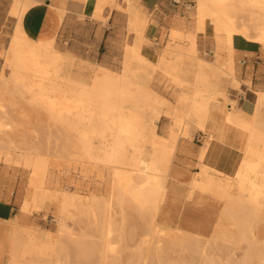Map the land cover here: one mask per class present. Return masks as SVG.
Masks as SVG:
<instances>
[{"label":"bare ground","instance_id":"obj_1","mask_svg":"<svg viewBox=\"0 0 264 264\" xmlns=\"http://www.w3.org/2000/svg\"><path fill=\"white\" fill-rule=\"evenodd\" d=\"M58 1L52 32L67 14V0ZM89 1L93 23L104 26L114 10L124 16L121 36L110 41L117 64L79 60L83 26L64 51L54 33L28 38L21 20L38 1L10 0L13 26L0 53V163L26 178L18 214L0 221V264H264V90L254 92L251 112L228 94L241 85L233 38L264 50V0H192L153 43L138 0ZM208 32L209 60L198 49ZM84 66L93 77L80 74ZM32 113L45 124L32 131L38 142L24 129L15 139ZM161 122L164 137L156 133ZM196 132L206 136L198 172L181 192L174 155L190 153ZM213 140L241 153L234 175L202 166ZM52 153L112 171L105 199L60 193L54 236L25 223L56 198ZM201 197L223 205L215 223L176 224L169 208Z\"/></svg>","mask_w":264,"mask_h":264},{"label":"rangeland","instance_id":"obj_2","mask_svg":"<svg viewBox=\"0 0 264 264\" xmlns=\"http://www.w3.org/2000/svg\"><path fill=\"white\" fill-rule=\"evenodd\" d=\"M10 4V0H0V53L4 51L7 46L9 35L13 26V19L8 18L7 8ZM191 4V3H190ZM188 4V5H190ZM149 15L150 26L148 27L149 40L153 43L154 39L159 40L168 32L169 25L158 23L154 15ZM65 29L59 33L56 40L58 49L64 51L75 40V28L83 26L84 31L79 36V48L78 57L79 60H91L92 63H99L104 57L117 61L111 57V43L113 38H119L121 36V28L123 24H119L117 27L112 26V23L106 22L103 29L99 23H94L89 19L88 15L82 14H67L65 20ZM210 33L207 36L198 40V49L201 57L209 60L210 56H204L211 51V40L209 39ZM240 40V38H239ZM242 40V39H241ZM264 51V50H263ZM243 62V61H242ZM236 65L240 66L239 61H236ZM1 66V60H0ZM87 69L86 66L80 71V74L85 78L93 77L94 73ZM250 85V83H248ZM160 92L162 90L161 85L158 88ZM229 98H232V92L229 91ZM21 109H15L12 114L18 117ZM37 114L32 113L27 122L22 124V128L19 132L14 134L15 139H18L24 130L30 133V141L38 142L33 139V130H39V127H45V124L38 123ZM168 123L161 122L158 126L156 133L159 136H165L166 127ZM41 130V129H40ZM45 130V129H44ZM44 130L40 132H44ZM199 132H196L193 136L191 143L195 146L199 145L200 136ZM175 161V159H174ZM50 173H51V185L50 189L54 192L56 198L51 203L46 204L43 211L39 213H32L25 219L27 225H34L38 230L47 231L53 236L58 231V226L55 221L57 214L58 200L60 199V193L77 194L80 197L87 198L94 196L96 198H107L111 190V170L95 165L80 163L73 158H66L61 153H52L49 158ZM26 178V174L12 163H0V193L8 196V200L0 199L2 201L10 202L13 207V214L16 216L19 211L21 191L23 183ZM223 205L217 203L215 205V213L213 216L217 219V214ZM216 221V220H215ZM215 221L208 222V225H213ZM211 223V224H210ZM74 231H79L77 225L69 224ZM264 228V224H260V229ZM165 255L170 258H176L177 255L166 252Z\"/></svg>","mask_w":264,"mask_h":264},{"label":"crops","instance_id":"obj_3","mask_svg":"<svg viewBox=\"0 0 264 264\" xmlns=\"http://www.w3.org/2000/svg\"><path fill=\"white\" fill-rule=\"evenodd\" d=\"M36 1L38 3L32 6L21 20V29L28 38L33 40H39L44 35L51 37L53 33L55 34V40H57L59 33L62 29H65L64 24L67 14H82L89 17L94 8V3L89 0L84 4L67 0L65 3L67 14L58 28L52 32V8L59 7V1ZM190 3H192V0H138V4L143 10L150 15H154L158 23L161 22L165 25H171L175 22L176 17L183 16L185 7ZM9 7L10 4L7 13ZM8 18L12 19L10 16ZM107 22L117 27L119 24H124V16L114 10ZM104 26H102L103 29ZM232 46L234 52H236V61H239L240 64L236 67V77L241 85L240 91L229 88L228 91L233 93L230 100L236 103L237 108L251 112L255 100L254 92L264 90V51L261 50L259 45L247 43L241 38L239 40V37L233 38ZM242 61L244 62L243 65L241 64ZM241 96H245L244 101H240L239 97ZM199 136V145L192 144V149L189 148L190 153H175L174 155V168L178 170L176 179L180 184L179 190L181 192L187 190L185 184L198 172V148L202 146L203 140L206 138L203 134ZM241 161V153L237 149L229 144L213 140L210 142L207 152L204 153L201 164L225 176H232L237 172ZM196 201L183 202L180 199L173 207L169 208L176 224L202 226L216 220L213 216L216 215L214 210L217 202L206 197H201ZM14 217L10 202L0 200V221H7Z\"/></svg>","mask_w":264,"mask_h":264},{"label":"built area","instance_id":"obj_4","mask_svg":"<svg viewBox=\"0 0 264 264\" xmlns=\"http://www.w3.org/2000/svg\"><path fill=\"white\" fill-rule=\"evenodd\" d=\"M241 64L243 65L244 62H241ZM239 98H240V101H244V100H245V96H241V97H239Z\"/></svg>","mask_w":264,"mask_h":264}]
</instances>
